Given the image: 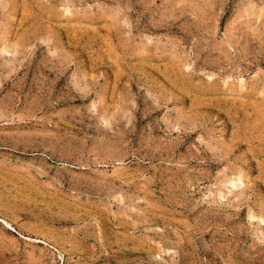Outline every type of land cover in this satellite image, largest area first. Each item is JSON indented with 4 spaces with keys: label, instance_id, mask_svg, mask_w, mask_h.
<instances>
[{
    "label": "rangeland",
    "instance_id": "1",
    "mask_svg": "<svg viewBox=\"0 0 264 264\" xmlns=\"http://www.w3.org/2000/svg\"><path fill=\"white\" fill-rule=\"evenodd\" d=\"M0 264H264V0H0Z\"/></svg>",
    "mask_w": 264,
    "mask_h": 264
}]
</instances>
